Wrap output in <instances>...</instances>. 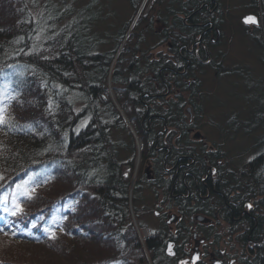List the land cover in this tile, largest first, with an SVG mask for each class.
Instances as JSON below:
<instances>
[{
    "label": "trees",
    "instance_id": "16d2710c",
    "mask_svg": "<svg viewBox=\"0 0 264 264\" xmlns=\"http://www.w3.org/2000/svg\"><path fill=\"white\" fill-rule=\"evenodd\" d=\"M39 1L0 0V85L9 94L4 104L9 123L0 125V177H3L0 197H8L7 206L11 209L15 196L24 209L21 215L12 216L4 211L5 205L0 202V229H3L0 232H5L2 241L11 244L18 234L20 239L49 245L54 253L65 256L57 263L40 259L38 264H114L116 261L150 264L149 259L158 264L157 258L162 259L161 242L150 233L145 243L140 241L130 209L131 180L116 160L110 159L108 154L106 158V151L116 153L112 141L109 140L108 145L104 143L110 136L103 118L109 66L114 62L120 69V72L113 71L112 80L123 86L119 91L126 95L129 84H136V79L130 81L129 76L135 73L142 78L147 71H134L128 66L139 62L138 44L122 43L134 15L120 25L112 50H104L108 32L100 34L96 30L97 25L93 24L98 13L96 8L91 10L85 5L76 16L62 23L64 26L46 27L43 33L45 22L34 15L32 7ZM140 1L136 0V6ZM203 1L164 0L163 13L157 18L163 25L162 30H156L151 21L148 28L144 25L139 30L136 27L143 23L138 22L131 32L132 41L140 39L139 43L153 46L159 39L160 43L173 28L167 21L175 22L174 27H182L184 24L177 14L192 9L208 17L206 6L200 8ZM44 2L49 4L48 0ZM250 4L256 8L252 9L263 11L264 18V0H250ZM67 9L61 16L56 12V19H50L51 22H60L72 15V9ZM90 12L93 15L90 16ZM218 14L226 18L223 6ZM261 32L263 42H260L264 47V21ZM42 36L44 39L40 40ZM121 50L123 56L130 54L131 57L122 59L120 53L117 55ZM196 87L193 84L190 89L194 92ZM253 91L264 96V85L254 84ZM250 102L255 106L247 120L260 121L256 103ZM173 103L175 110H182L176 105L182 102ZM257 158H264V152ZM40 167L47 171L45 178H39ZM259 167L263 171L256 173L258 178H253V185H257L255 179L257 183L264 182V163ZM20 175H23L20 184L23 187L17 188L14 179ZM30 177L39 178L49 189H44L43 195L41 190L27 191L26 182ZM56 185L63 187L55 191ZM25 191L31 195L30 199L21 196ZM49 228L55 230V239L47 233ZM66 234L78 242L63 238ZM17 254L15 260L0 257V264H35L31 260L18 261L21 251ZM258 258L264 259V252Z\"/></svg>",
    "mask_w": 264,
    "mask_h": 264
},
{
    "label": "flooded vegetation",
    "instance_id": "af4514ba",
    "mask_svg": "<svg viewBox=\"0 0 264 264\" xmlns=\"http://www.w3.org/2000/svg\"><path fill=\"white\" fill-rule=\"evenodd\" d=\"M212 4L214 8H211ZM219 5V0L202 2L200 8L206 6L209 15L205 17L201 12L194 19V24L212 28L204 34L202 33L204 29L199 28L201 31L199 36L190 37L189 44L181 50L185 62L182 60L178 62L179 67H183L186 62L193 66L192 70H186L190 75L186 89L192 91L190 87L193 84L197 86L196 92L200 94L198 104L187 106L186 111H168L169 103L183 101L179 91L177 94L174 93L176 95H168L165 101L152 111L145 112L135 106L126 110L128 115L134 108L140 117L153 116L151 134L164 150V156L159 158L141 150L148 158L141 155L146 164L138 171L136 180L131 181L130 193L131 195L136 193L139 215V210L150 209L151 205L155 207V209L152 207L151 213L157 217L158 223L151 228L150 236L158 239V243L161 242V258L168 259L174 264H180L181 261L192 264V258L196 255L199 256L196 264H264V259L258 258L261 252H264V182L257 183L255 179L257 185H253V178H258L256 173L263 171L259 166L264 163V158H257L262 152L245 164L237 165L236 160L225 153L226 148L232 147L231 144L209 139L208 126H213L210 129H218V124L210 119L208 121L206 110L201 106L203 97L208 96L210 101L215 99L203 88L204 80L201 74L211 67L215 69L217 75L222 68L220 63L223 60L211 46L216 43L214 34L217 36L219 30L222 33L220 23L217 21V18L220 21L221 16L217 14ZM214 15L217 18L213 17ZM184 18L185 16L181 18L183 24ZM179 33L178 27L171 28L166 39L164 38L165 41L160 42L161 45L168 46ZM198 38L200 40L197 41ZM160 49L145 54L150 58L149 61H154L160 56L166 61L172 60L174 64L179 59L172 52L167 54L160 52ZM128 66L134 71L137 70V63ZM148 66H151V63ZM166 73L159 69L155 76L163 79ZM163 82L171 88L170 90L175 86L177 89L184 88L180 84L182 81H176L174 85ZM129 95L137 100L145 96L144 93ZM188 99L190 100V97ZM127 101L133 103L134 99L128 97ZM164 103L168 104V108ZM239 118L243 129L235 127L227 120L230 126L227 128L232 133L233 130L245 133L246 129L252 130L249 126H252L253 122L247 120L248 116ZM198 130L200 132H196ZM120 136L118 142H112V146L115 150L119 149L117 146L119 143L123 145L120 149L127 153L125 162L124 158L120 157V151L114 153V156H119V159H115L122 168L128 166L131 169L134 157L132 153L135 150L132 153L131 151L134 139L137 141L139 137L137 135L134 138L130 135L128 139ZM256 147L260 151L264 150L263 144ZM137 156L138 153L135 158ZM123 173L128 174L129 171L123 169ZM146 197L150 199L147 201L144 199ZM249 204L252 205L251 208L248 207ZM170 243L173 255L167 253Z\"/></svg>",
    "mask_w": 264,
    "mask_h": 264
},
{
    "label": "rangeland",
    "instance_id": "374dc122",
    "mask_svg": "<svg viewBox=\"0 0 264 264\" xmlns=\"http://www.w3.org/2000/svg\"><path fill=\"white\" fill-rule=\"evenodd\" d=\"M90 1L91 0H48L49 4L46 5L44 4L45 3L44 0H40L39 2L35 3V5H32V7L34 10V15L37 18H41L45 22L43 23L42 26L43 33L44 30H46L45 29L46 27L52 28L54 26V28L57 29L59 28V26L61 27L64 26L63 25L64 22H66V20H70L71 17L76 16L77 12H79L80 9H82L85 5H89L91 10H93V8H96L98 10V13H97V18L93 21V24L97 25L96 30H98L100 34H104V31L108 32L107 33L108 43L103 45L102 47V49L104 50L105 48L112 50V47L116 44L117 38L119 37L116 35V32L118 31L120 25H122L123 22H125L124 21L125 19L127 20L131 18L135 14V12L137 13L138 16L137 21L139 20V23H143L140 27H136V29L139 28V30H141V28L144 25L148 28V24L150 21L156 27V30L161 31L163 28V25L157 21V18L159 17L158 14L163 13L164 0H161L160 2L159 0H142L140 4L135 8L134 6H131L130 0H93L92 3H89ZM221 1L224 2V3L221 2L224 5L220 3L217 14L220 12L221 6H223V9L226 11V18L220 16L219 18L220 21H219L216 15L213 16L217 18L218 23H220L219 25L221 26L222 33H220L219 30L217 36H215L216 34H214V40H215L214 42L216 43H213L211 46L214 48L213 50L215 51V53H218L219 57L222 58L224 67H222L223 70L222 71L220 70V73L217 75L215 69L211 67H208L205 70V72L201 74L205 83V84L203 83V88L207 89L208 93L211 92L212 95L215 94V96H220V100L218 98H215L213 101H210V98H208V96H205L203 100H201L202 102L201 106L204 110H206L208 121L210 119L212 122L218 124L217 126L218 129L217 128L210 129L213 126L211 125L208 126L210 130L209 139H214L216 142L226 141L228 144H231L232 147L231 148L229 147L230 149L226 148L225 153L229 155V157L235 159L237 165H242L245 164L251 158H254L256 155H258L259 149L255 146L257 141H259L258 134L255 129V126L257 125V121L251 120L253 122V125L249 127H251L252 130L248 131L246 129V133L239 130L238 131L233 130L232 133V131L227 128L230 127L227 123V120L229 122H232V125H234L235 127H239V128L241 127V129H243L240 118H235V115L239 117H247V116L249 117L251 111H253L254 104L249 100H247L245 104L244 102L242 104L240 98H236L234 91L230 90V88L227 85L229 81H231L232 83L238 82L239 84H241L243 89L247 91V88L244 86V83L243 82L240 83L242 78L246 79V77L247 76L250 77L249 75H251L252 73L253 75L257 76L258 79L264 78V47L262 46V44L259 43L261 41V36L256 34L255 32L256 29L259 31V28L262 27L264 18H263V11L261 10L257 11L252 9V7L253 8L255 7L250 4V0H221ZM67 8L72 9L71 11L72 15H70L67 19L63 21L57 22L52 20L53 23L51 22L50 19H54V18L56 19V12L58 15L61 16L62 12L65 11ZM211 8H214L213 4L211 5ZM192 11H193L192 15H195L198 10L192 9ZM247 13H255L258 16H260L261 26H257V28H252L251 26H249L248 31L245 30L241 18ZM91 15H93V12H90V16ZM182 16H185V14H182ZM59 19L61 20L63 18L60 17ZM133 21L134 22H132L131 30H129L126 36L122 38L123 39L122 43L132 42L138 44L137 50H139V55L141 57L137 59L139 61L138 63L140 62L142 63L143 61L146 60V58H148L147 55H145L147 51L152 52L158 48H163L165 46L159 43V39L157 42H154L153 46L146 45V43H142V42L139 43L140 39H136V42H133L132 41L133 35L131 36V32L133 31L135 25H137V21L136 22L135 20ZM136 29L134 30V32L137 31ZM205 32L207 31L205 30L202 31L203 34ZM210 34L212 35L213 33ZM112 36L114 38L113 41H112ZM43 39L44 37L42 36L40 40ZM122 50L125 51L124 49ZM122 50L120 52L119 51L117 52V55L119 53L120 55H122V59L127 58L128 56L131 57L130 54H127V56L126 55L123 56ZM217 60L220 59L217 58ZM137 70L140 69L137 68ZM141 70H145V69H141ZM112 75H113V71L109 73L107 83H111V84L114 83L112 80ZM107 96H109V93L106 91L104 92V97ZM78 105H82V104H78ZM236 106H238V108L239 107L242 108L243 110L237 111ZM75 108H77V106ZM120 127L121 125L117 127L112 123V126L109 128L112 130H108V132L110 133V135H112V137L108 136L109 139L107 140V142L104 143L108 145V143H110L111 141L118 142L119 138L121 137L120 136L121 134H118L119 132L117 129ZM120 132L122 133V131ZM196 132H200V131L198 130ZM126 138L130 139V136ZM117 146L119 147V149L116 148L115 151L117 153L118 151H120V157L126 158L127 153L122 149L123 145L119 143ZM121 146L122 148L120 149ZM133 151L134 153H132ZM262 152H264V150ZM131 153L134 154V157H132L133 167L131 169H128V166H123L124 167L123 169L124 171L125 170L129 171V173L126 176L129 177L131 181L132 180L135 181L137 178V172L139 170H142L144 168V164H146L145 163L146 160L143 159L145 153L141 152V150L138 149L137 141L135 139H134L133 150L131 151ZM137 153L138 156L135 158V155ZM107 154L109 155L110 159H114V160L119 159L118 155L114 156L112 153H109L108 151H106V158L108 157ZM141 155H143L142 159H141ZM146 157L148 158V156ZM120 167L122 168V165H120ZM42 184L45 185V183ZM49 187H50L49 185H46L43 188L49 189ZM61 187H63V185H61ZM61 187L59 185H56L53 187V190L57 191ZM43 190H41L42 195L43 192L45 191ZM135 195L136 193L134 195H131L130 193L131 196L130 209L132 212V219L134 222L135 229L138 232V235L140 236V241L142 243H145L146 238L148 237V232L146 233L145 225L149 226L150 228L152 227L154 228V226H156V224L158 223V220L157 217L151 213L153 211L152 208L154 207L153 205L150 206L151 207L150 209L145 208L146 210H139L140 215L138 214ZM144 199L148 201L150 198L146 197ZM11 234L16 235V233L15 234L11 233ZM14 237H15L13 238L14 242L8 244L6 241L4 242L2 241L5 239V232H0V257L4 260L16 259L14 255L6 256L8 250H13V251L16 250L17 252L21 251L22 256L19 258L21 261L31 260L32 262H35V264H38L40 259H42L41 261L44 262L49 261L51 263H57V261L61 260L62 258H65V256H61L56 252L55 254L54 250L49 245L38 244L32 241L33 239H28L24 237H23L24 239H20V235L18 234L17 236ZM63 238H67V240H74V237L70 235L68 236L67 234ZM74 241L78 242L76 239ZM78 246H80V244H78ZM47 257L52 258L51 261ZM162 259L158 260L157 258V263L158 262H159L158 264L171 263V261H169L168 259L166 260L163 259L164 262H160ZM149 261L150 264L154 263V261L152 262V260L150 259Z\"/></svg>",
    "mask_w": 264,
    "mask_h": 264
},
{
    "label": "bare ground",
    "instance_id": "6f19581e",
    "mask_svg": "<svg viewBox=\"0 0 264 264\" xmlns=\"http://www.w3.org/2000/svg\"><path fill=\"white\" fill-rule=\"evenodd\" d=\"M130 3H131V6H134V7L136 6V0H130ZM192 14H193L192 10H190L188 13H185V18H184L185 24L182 27H179L180 33L175 37V39L173 40L171 44L160 49V52L167 53V54L168 52H172L173 55H176L179 58L176 63L173 64L172 60L166 61L160 58V56L157 57L154 61L145 60L142 63L141 62L138 63L137 68L147 70L145 71L147 75H144L142 78H140L138 74H134V75L132 74L129 76L130 81L131 79L133 80L136 79V84L135 86H130L129 84L128 95L123 94L122 92L119 91V89L122 88L123 86H119V84L117 83H112V84L106 83L107 92L109 93V96L104 97L106 102L104 101V112H103L104 117L103 118H104V127L106 129V132L108 130H112V129H109L112 126V123L113 125L117 127L121 125V127L117 129L119 132L118 134H121L124 137L134 134L133 135L134 138L135 136L137 137L138 135L139 137V139L137 140L138 149L145 151L154 157L159 158V157L164 156L163 154L164 150L160 148L161 146L156 143V141L154 140L151 134L153 121H154L153 116L147 115L145 117L144 116L140 117L139 115H137V111L134 108H132L129 111V115H128L126 110H129L131 106H135L138 109L145 111V112L152 111L156 109L158 106H160L165 101V98L168 95H172L174 93L177 94L179 91H181L179 93L183 96V101H178L182 103H176V105L180 107L183 111H186L187 106H191V105L194 106L198 104L199 99H200V94L197 93L196 91L194 92L189 91L186 88L177 89V86L173 87V89L170 90L171 88H169L168 85L165 82H163V81H166L174 85L176 81H182L180 84L185 87L189 84L188 82L190 80V75L186 73V70L187 69L192 70L193 66H191L187 62L183 67L178 66L179 61L182 60L185 62V60H183V54L181 50L185 49L187 44H189L190 37L193 38L195 36L194 38H197L199 36V34L201 33V31H199V28H203L205 31L211 30V28L208 26L195 25L194 19L199 15L198 14L192 15ZM179 17L182 18L183 17L182 14H177V18ZM137 19H138V16H137V13L135 12L130 22L131 26H132V22H134L133 20H135L136 22ZM138 22L139 20L137 21V23ZM167 22L170 23L172 27L176 25L175 22H171V20H168ZM260 22H261V18L260 16H258V24H250L249 26H251L252 28H257V26H261ZM131 26L129 30H131ZM261 28H259V31L257 29L255 31L256 34L260 36L262 34ZM161 37L162 36L160 35L159 38ZM165 39H163V41H165ZM198 40L200 39L198 38ZM261 42L259 43L261 44ZM150 63H151V66H148V64ZM116 66L117 65L115 63H111V65L109 66L110 67L109 72H112L115 70L116 72H120V69H118ZM2 68L6 69L7 67L3 66ZM156 69L157 70L162 69L165 72H167L163 79L159 77L156 78L155 75L157 74V72L152 74L153 71ZM1 76L3 75L1 74ZM133 76H135V78H132ZM249 76L250 77L247 76L246 79L242 78V80L240 81V83L242 82L244 83V86L247 88V91H245L243 87L241 86V84H239L238 82L232 83L231 81H229L227 86L230 88V90L234 91L236 98H240L242 104L243 102L245 104L247 100L249 101L253 100V102L256 103L257 109L255 111L258 112L259 114L258 120L260 121H258L256 125V132L258 134L259 142L257 141L255 146H260V144L264 145V143H260L262 140H264V104H263L264 96L254 92L253 87H254V84H258V83L264 85V78L258 79V77L253 75V73ZM122 78L121 80H124ZM125 88L126 87H124V89ZM136 92L139 94L144 93L145 94L144 98L141 100H137L132 95H129V94H137ZM208 95L218 98L220 100V96H215V94L212 95L211 92L208 93ZM8 96L9 94L5 91L3 86L0 85V102H2V105L0 106H3L5 104V100L8 99ZM128 97H132L134 99V102L133 103L128 102L127 101ZM188 97H190V100L188 99ZM164 104L166 105V108H168V104L167 103H164ZM173 104H174L173 102L171 104L169 103L170 108H168V111H180V109L178 108L175 110L173 108V106L175 105ZM236 110L241 111L243 109L240 107L238 108V106H236ZM91 113H94V110H92ZM236 116L237 115H235V117ZM237 118H239V116H237ZM120 131H122V133ZM141 139H145L146 141L143 142ZM124 162H125V158H124ZM132 167L133 166H131V168ZM38 175L40 176L39 178H45L47 176L46 169L43 167H40L38 171ZM137 175H138V172H137ZM22 177L23 175H20L14 179L17 185H20L22 183L23 181ZM39 178L33 179V177H30V179H28L26 182V190L29 191L31 189H35V191L36 190L38 191V190L45 189L43 188L44 186L41 185V183L39 182L40 181ZM145 230H146V233L148 232V236H149V233H150L149 231L151 230V228L145 225ZM10 255H18V254L16 250L14 251L8 250L6 256H10ZM18 261H21V260L19 259ZM169 264H174V263L171 262Z\"/></svg>",
    "mask_w": 264,
    "mask_h": 264
},
{
    "label": "snow or ice",
    "instance_id": "6c2138e0",
    "mask_svg": "<svg viewBox=\"0 0 264 264\" xmlns=\"http://www.w3.org/2000/svg\"><path fill=\"white\" fill-rule=\"evenodd\" d=\"M244 22L246 24H248V23L258 24V20L255 16L246 17ZM0 31H2V29H0ZM0 105H2V102H0ZM49 107L51 108V104L49 105ZM7 123H9V120L7 119V106L3 105V106H0V125H4ZM125 175H127V173H125ZM0 179H3V177H0ZM33 179H35V177H33ZM22 187H23V185H17V188H22ZM32 191L34 192L35 189H32ZM21 196H26L29 199L31 198V195L27 191L21 193ZM0 202L4 203V205H5L4 211L9 212L10 215H12V216L21 215L24 211L23 206H22L19 198L15 197V196L13 197L12 202H11L12 203L11 209L7 206L8 205V197L6 195L3 197H0ZM248 207L251 208L252 205L249 204ZM73 210H75V209H73ZM41 219H43V218L41 217ZM32 227H36V225L32 224ZM2 230L3 229H0V231H2ZM46 231L52 239L56 238L55 230L49 228ZM168 250H169V254H174L171 252V245L168 246ZM198 259H199L198 255L194 256L192 258V264H196V261ZM114 264H119V261L114 262ZM180 264H188V261H181Z\"/></svg>",
    "mask_w": 264,
    "mask_h": 264
},
{
    "label": "water",
    "instance_id": "95a60500",
    "mask_svg": "<svg viewBox=\"0 0 264 264\" xmlns=\"http://www.w3.org/2000/svg\"><path fill=\"white\" fill-rule=\"evenodd\" d=\"M248 16H255V17L257 18V20H258V16H257L256 14H254V13H248V14H246V15L242 18L243 22L245 21V18L248 17ZM244 23H245V22H244ZM245 24H246V23H245ZM247 25H250V23H248ZM169 245H171V243H170ZM171 248H172V245H171ZM171 252H172V251H171ZM167 253H169L168 247H167ZM172 253H174V252H172ZM172 255H173V254H172Z\"/></svg>",
    "mask_w": 264,
    "mask_h": 264
}]
</instances>
